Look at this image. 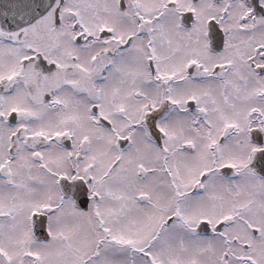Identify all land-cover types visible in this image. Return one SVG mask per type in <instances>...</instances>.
<instances>
[{
    "label": "snow or ice",
    "instance_id": "6c2138e0",
    "mask_svg": "<svg viewBox=\"0 0 264 264\" xmlns=\"http://www.w3.org/2000/svg\"><path fill=\"white\" fill-rule=\"evenodd\" d=\"M0 264H264V0H0Z\"/></svg>",
    "mask_w": 264,
    "mask_h": 264
}]
</instances>
